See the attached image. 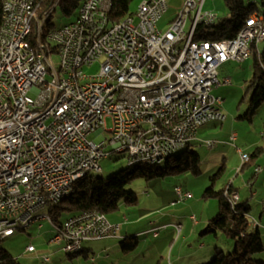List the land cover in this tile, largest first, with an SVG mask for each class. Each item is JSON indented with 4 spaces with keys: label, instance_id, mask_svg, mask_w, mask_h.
<instances>
[{
    "label": "built area",
    "instance_id": "1",
    "mask_svg": "<svg viewBox=\"0 0 264 264\" xmlns=\"http://www.w3.org/2000/svg\"><path fill=\"white\" fill-rule=\"evenodd\" d=\"M34 1L4 2L10 21L0 31V229L1 223L17 219L40 199H47L45 207L54 206L57 190L81 170L101 171L99 163L109 157V146L113 152L132 147L128 162L150 158L183 144L184 137L196 141L207 119L225 121L222 99L213 90L230 79L221 82L219 68L251 57L261 19L253 15L233 39L188 45L199 25L215 24L216 15L203 9L206 0H182L166 31L159 23L170 9L169 0H144L129 22L112 26L108 0H84L66 30H50L47 45L33 53L24 18ZM54 12L55 3L36 24L52 20ZM185 20H193L190 34H183ZM49 47H56L59 63L49 56ZM97 63V75L84 72ZM184 86L195 87L191 101H184ZM105 131L112 133L109 140H90ZM236 138L233 135L232 141ZM214 144L206 142L208 147ZM137 148H145V155H137ZM238 152L242 160L248 156ZM175 191L177 202L192 197L181 187ZM232 197L239 200L238 194ZM69 218L71 225L58 226L43 218L54 229L50 243L63 251L117 238L122 229L98 211ZM165 228L153 227L155 237ZM175 229L179 235L180 228ZM27 251L36 249L30 245ZM43 261L50 258L44 256Z\"/></svg>",
    "mask_w": 264,
    "mask_h": 264
},
{
    "label": "rangeland",
    "instance_id": "2",
    "mask_svg": "<svg viewBox=\"0 0 264 264\" xmlns=\"http://www.w3.org/2000/svg\"><path fill=\"white\" fill-rule=\"evenodd\" d=\"M141 1L134 0L131 11H135ZM255 2L263 9L261 0ZM169 4L168 13L159 23V28L163 31L169 28L168 23L175 15V8L180 7L179 0H173L172 3L169 0ZM203 9L216 15L215 24L227 16L223 0H206ZM71 20L73 19H69L60 10L53 17V23L57 27ZM263 49L264 41L258 44V52H262ZM254 60L252 54L248 60L231 61L219 68V80L223 82L228 78L230 83L215 88L213 95L222 99L220 109L226 120L223 123L211 121L202 126L196 141L191 144V150H196L201 156V174L196 176L189 173L151 180L137 177L127 184L126 190L138 196V205L128 207L122 203L118 212L108 216L111 222L122 224L120 232L122 238L126 233L142 232L149 227L147 225L149 222H157L158 225L182 224L183 229L179 237L174 228L168 227L160 232L159 237L150 232L140 233L139 245L130 254L122 252L121 237H118L111 241L102 240L85 244L87 251L74 256L64 252L62 246L49 243L54 229L51 222L44 219L25 230H21L20 226L15 235L0 240V247L9 252L20 264H170L171 260L173 264H195V257L212 251L211 257L199 264L209 263L216 255L217 249L225 253H234L236 249L234 241L227 239L221 232L217 237L214 234L202 235L208 220L219 212L218 201L204 200L202 195L211 185V178L220 170L222 172V169L223 173L216 179L215 189L223 190L232 183L242 198L238 203L249 201L251 207L249 216L252 220H257L254 224H260L264 244V104L251 119L246 117L251 96L248 86L253 76ZM54 62L59 63L57 56H54ZM99 69L100 65L97 63L86 67L84 72L89 76H95ZM112 127L111 120H108L106 129L110 130ZM234 134L237 135L236 141H232ZM111 136L112 133L105 131L100 135H91L90 140L100 143L109 140ZM208 141L215 143L214 147H208L206 145ZM256 148H261L259 156L244 165L238 149L250 157ZM111 150L112 147L109 146L107 151ZM181 152L183 151L180 150L176 154ZM99 164L101 172H93L92 175L102 178H109L129 167L126 152H113ZM258 166L262 168L259 173L255 171ZM177 187L191 192L192 199L176 202ZM37 215H49V208L42 209L35 214ZM193 216L197 218V226L191 219ZM137 219L142 221L137 223ZM30 245L35 247L36 252L27 251ZM44 256H48L50 262H44ZM105 256H110V259L107 260ZM255 259L264 263V252L256 255Z\"/></svg>",
    "mask_w": 264,
    "mask_h": 264
},
{
    "label": "trees",
    "instance_id": "3",
    "mask_svg": "<svg viewBox=\"0 0 264 264\" xmlns=\"http://www.w3.org/2000/svg\"><path fill=\"white\" fill-rule=\"evenodd\" d=\"M55 1L43 0L41 11L47 9ZM83 1L60 0L53 17L58 10L67 15L69 19L75 17ZM133 1L111 0V8L107 14L109 25L112 26L122 22L129 15L133 14L131 11ZM4 2L5 0H0V28L4 17ZM223 2L227 10V16L216 24L199 25L197 28L198 39L209 41L233 39L244 27L246 20L251 16L258 15L264 20V0H261L263 9L256 4L255 0H223ZM48 26H55L53 19L49 21ZM252 49L255 60L253 64V76L248 86L251 96L249 100V111L246 116L250 119L264 104V49L262 52H258V46L256 44L252 46ZM191 144L183 149V152L175 153L168 157L161 165L139 164L129 166L127 169L109 178L95 177L92 173L86 175L76 183L74 191L70 195L62 198L58 204L49 208V216L53 224L57 226L62 225L64 222L63 219L86 211H98L108 218L109 215L120 210L122 203L128 207H136L138 205V196L134 192L127 191L126 186L137 177H144L151 180L154 178H166L189 173L196 176L200 175L201 156L196 150H191ZM112 153L113 151L110 152L109 157ZM260 153L261 148H256L252 156L249 157L248 163L251 162L252 158H257ZM244 165L246 164L244 163ZM222 173L223 169L222 172L220 170L217 175L211 178V185L202 195L204 200L216 199L219 204L218 214L208 220L207 227L202 235L214 234L217 237L221 232L227 239L234 241L236 249L234 253H225L217 249L216 255L211 262L204 264H264L255 259L256 255L264 252V244L259 227L253 226V222L256 220H252L249 216L251 209L249 201L247 200L239 204L238 200L234 207L231 205L229 201L230 193H237L232 183L223 190L217 191L215 189L216 179ZM226 191L228 195L225 194ZM194 222L198 223L197 218ZM111 223L115 224L113 222ZM162 226L168 227V225ZM175 232L177 237H179L182 230L179 235L176 229ZM120 245L123 253L130 254L134 252L139 245L138 235L134 237H123ZM83 252H85L84 246L83 250L79 253L71 254L75 256ZM0 264L20 263L9 252L0 247Z\"/></svg>",
    "mask_w": 264,
    "mask_h": 264
},
{
    "label": "bare ground",
    "instance_id": "4",
    "mask_svg": "<svg viewBox=\"0 0 264 264\" xmlns=\"http://www.w3.org/2000/svg\"><path fill=\"white\" fill-rule=\"evenodd\" d=\"M59 2L60 0H56L54 2L55 9L57 8ZM143 2H141L140 5ZM42 3H43V0H35L34 4L28 7L27 16H25L24 18V32L28 33V40H30L32 43L33 53H40L41 45H47L48 33L50 32V30H66V24H69L68 22L60 27H57V26L49 27L48 23L50 20H40V23L37 25L36 18L45 19L47 12H48V8L41 11ZM106 8H111V0L106 1ZM137 12H138V9L134 14H131V15H136ZM3 14H4V17H3V22L0 28V31H5L6 28L9 26V21H10V14L7 11V6L5 3L3 5ZM250 18L246 20L244 27L239 31V33L244 31V29L246 28L247 22H249ZM129 20H130V15L122 22H129ZM192 31H193V20H185L183 23V34H190L192 33ZM206 41H209V40H203L200 38L198 39L197 32L192 34V37H188V45H195V42L204 43ZM262 41H264V20L261 17V19L259 20V23H257L256 25V46H258V44ZM253 45L254 44H251V56L253 54V49H252ZM49 56H56V47H49ZM183 95H184V101H191V95H195V87L194 86H184ZM211 121H218L221 123L224 122L223 119H207L204 125ZM193 142L194 141H192V137H184L183 144H179L178 146L173 147V149L163 150L160 153L151 155L150 158L134 159L131 162H128V164L129 166H134V165H139V164L161 165L166 161L168 157L177 153L180 150L185 149L188 145H190ZM117 152L118 153L126 152L127 158H128V156L133 155V148L132 147H121L117 150ZM137 155H145V148H137ZM247 161H249V156H246L243 159L244 163H246ZM259 169H262V168L261 167L256 168V170H259ZM93 172H101V171H96L95 169H85V170H81L77 176L68 179L65 185H62V187L57 190V196L55 198V205L58 204L62 198L66 197L67 195H70L74 191V186L79 180H81L86 175L93 173ZM225 194L228 195V192L226 191ZM234 194H237V193H234ZM229 201L231 205L234 207V205L236 204L238 200L235 197H232V193H230ZM45 206H47V199H40V202H38V204L29 205L25 213L18 216L17 219H13V221L11 222L1 223L0 239H6V238H9L15 235L16 231L19 229L20 226H21V230H25V229H28L33 224L37 223L38 221L43 220V218L50 217L49 215L35 216V214H38L39 211H41L42 209L52 207V206H48V207H45ZM64 225H71V218H67L64 221ZM174 228H180V230H182V225L175 224ZM148 232L153 233L155 236V229H151ZM86 243L88 242H83L79 244V246L71 247L68 250H64V252L74 253V254L79 253L80 251L83 250V246Z\"/></svg>",
    "mask_w": 264,
    "mask_h": 264
},
{
    "label": "crops",
    "instance_id": "5",
    "mask_svg": "<svg viewBox=\"0 0 264 264\" xmlns=\"http://www.w3.org/2000/svg\"><path fill=\"white\" fill-rule=\"evenodd\" d=\"M144 0H142L141 2H143ZM172 1L173 0H171V3H172ZM140 2V3H141ZM140 3H139V5H140ZM179 5H181L182 4V0H179ZM138 5V6H139ZM180 8V7H179ZM179 8H175L176 10H175V14L178 12V9ZM137 9H138V7H137ZM137 9L135 10V11H132L133 12V14L137 11ZM175 16V15H174ZM226 120V119H225ZM234 135H236V134H234ZM237 136V135H236ZM236 140H237V138H236ZM241 150V149H240ZM255 171H256V168H255ZM239 195V194H238ZM241 196L239 195V201H241ZM168 216V215H167ZM137 221V223H139L140 221H142V219L141 220H139V219H137L136 220ZM257 221V220H256ZM150 223V222H149ZM149 223H147V225H149V227H146V229H144V230H142V232H137V233H135V234H128V233H126L125 234V237H134V236H136V235H139L140 233H144V232H148L149 230H151L153 227H159V226H162V224H160V225H158V223L157 222H151L150 224L152 225H150ZM125 224V223H124ZM165 225H168V227H171V228H173V225L174 224H171V225H169V224H165ZM126 226V225H125ZM195 226H197V223H196V225ZM151 227V228H150ZM167 227V228H168ZM258 227L260 228V224H258ZM164 230V229H163ZM119 237H121V240H122V236L120 235ZM118 238V237H117ZM113 239H116V238H110V239H106L107 241H111V240H113ZM188 240V239H187ZM100 241H102V240H100ZM104 241V240H103ZM92 242H96V241H92ZM88 243H91V242H88ZM88 243H86V244H88ZM200 245V244H199ZM175 248H176V246H175ZM174 248V249H175ZM200 248H202V247H200ZM84 249H85V251H87V249H86V247L84 246ZM182 252V251H181ZM211 255H212V251H208L207 253H205V254H203V255H200V256H197V257H195L194 259H195V264H199V263H201L202 261H206V259H208V257H211ZM105 258L107 259V260H109L110 259V256L108 257V256H105ZM172 259V258H171ZM113 264H115V263H113ZM170 264H173V261L171 260L170 261Z\"/></svg>",
    "mask_w": 264,
    "mask_h": 264
}]
</instances>
